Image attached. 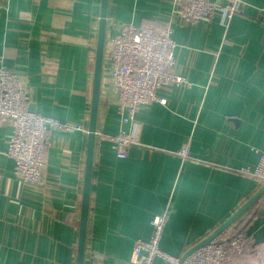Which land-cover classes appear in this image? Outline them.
I'll return each mask as SVG.
<instances>
[{"label": "crops", "instance_id": "crops-1", "mask_svg": "<svg viewBox=\"0 0 264 264\" xmlns=\"http://www.w3.org/2000/svg\"><path fill=\"white\" fill-rule=\"evenodd\" d=\"M101 3L0 0V67L25 77L31 111L82 127L47 131L46 182L33 186L14 173L6 154L13 127L0 124V264H76ZM239 5L224 27L183 22L174 0H109L106 40L123 23L170 26L175 71L191 85L162 87L165 105L123 123L105 54L84 264H126L165 212L160 247L181 259L261 189L240 171L254 169L264 152V0ZM121 132L139 141L127 159L112 148ZM259 205L232 224L260 244L253 264H264Z\"/></svg>", "mask_w": 264, "mask_h": 264}, {"label": "built area", "instance_id": "built-area-1", "mask_svg": "<svg viewBox=\"0 0 264 264\" xmlns=\"http://www.w3.org/2000/svg\"><path fill=\"white\" fill-rule=\"evenodd\" d=\"M174 3L179 18L188 24L217 22L228 27L241 13L239 0H228L223 6L213 0H174ZM115 33L106 40L105 54L111 63L110 83L116 111L123 123L134 122L136 116L152 103L165 105L166 99L158 95L162 87L191 85L175 71L177 44L170 26L141 28L123 23ZM30 105L31 95L25 77L0 67V124L9 121L13 127L6 154L14 163L16 176L27 185L40 186L46 182V157L51 146L47 131H74L82 130V127L35 113L30 110ZM111 143L116 156L127 159L130 148L138 145L139 141L135 135L121 132L111 138ZM178 155L188 158L189 145L179 150ZM240 172L251 175L259 186H263L264 152L254 169L242 168ZM259 208L264 211V195ZM166 220L167 212L152 219L151 237L135 242L133 256L126 264H155L158 259L168 264H240V260L254 248V240L246 230L231 226L181 262L180 258L160 247Z\"/></svg>", "mask_w": 264, "mask_h": 264}, {"label": "water", "instance_id": "water-1", "mask_svg": "<svg viewBox=\"0 0 264 264\" xmlns=\"http://www.w3.org/2000/svg\"><path fill=\"white\" fill-rule=\"evenodd\" d=\"M109 0H102L100 22L98 29L97 49H96V65L94 72V83L92 93V103L89 120V133H88V150L86 157V170L84 180V191L82 200V211L79 228V242L77 247V261L76 264H84L85 251H86V239H87V226H88V214L91 195V182L92 172L94 165V153L96 148V135L98 126V112L100 106V93L101 83L103 75V65L105 56V45L107 38V16H108ZM264 194V185L261 189L247 202L245 203L234 215H232L228 221L221 225L216 231H214L209 237L203 240L201 243L189 250L181 259L183 262L193 251L197 250L201 246L210 242L225 228L235 222L248 208L255 204L259 198Z\"/></svg>", "mask_w": 264, "mask_h": 264}, {"label": "rangeland", "instance_id": "rangeland-1", "mask_svg": "<svg viewBox=\"0 0 264 264\" xmlns=\"http://www.w3.org/2000/svg\"><path fill=\"white\" fill-rule=\"evenodd\" d=\"M238 228V227H237ZM253 253V252H252ZM251 254V253H250ZM250 254H248V255H246L245 257H243L241 260H240V262L239 263H241L243 260H245V263L246 264H253L252 263V260L250 259L251 258V256H250ZM250 256V257H249ZM244 263V264H245Z\"/></svg>", "mask_w": 264, "mask_h": 264}, {"label": "trees", "instance_id": "trees-1", "mask_svg": "<svg viewBox=\"0 0 264 264\" xmlns=\"http://www.w3.org/2000/svg\"><path fill=\"white\" fill-rule=\"evenodd\" d=\"M261 199V198H260ZM260 201V200H259ZM258 203V202H257ZM240 228V227H239ZM240 229H242V228H240ZM251 237V236H250ZM253 239V238H252ZM255 242V241H254ZM260 246V244H256V242H255V244H254V248H253V252L255 251V249H257L258 247ZM259 249V248H258Z\"/></svg>", "mask_w": 264, "mask_h": 264}, {"label": "bare ground", "instance_id": "bare-ground-1", "mask_svg": "<svg viewBox=\"0 0 264 264\" xmlns=\"http://www.w3.org/2000/svg\"><path fill=\"white\" fill-rule=\"evenodd\" d=\"M263 195H264V194H263ZM263 195H262V196H263ZM262 196H261L260 198H262ZM260 198H259V199H260ZM258 201H259V200H258ZM258 201H257V202H258ZM260 201H261V199H260ZM233 223H234V222H233ZM233 223H232V224H233ZM232 224H231L230 226H228V227H231ZM228 227H227V228H228ZM227 228H225V229H227ZM225 229H224V230H225ZM220 233H221V232H220ZM220 233H219V234H220ZM193 252H194V251H193ZM181 259H182V258H181ZM181 259H180V260H181Z\"/></svg>", "mask_w": 264, "mask_h": 264}]
</instances>
